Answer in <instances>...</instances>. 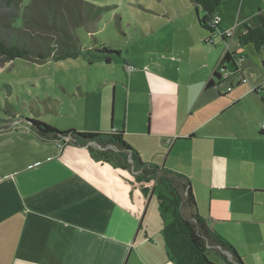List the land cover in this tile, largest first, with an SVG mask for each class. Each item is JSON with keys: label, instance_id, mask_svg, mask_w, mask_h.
<instances>
[{"label": "crops", "instance_id": "1", "mask_svg": "<svg viewBox=\"0 0 264 264\" xmlns=\"http://www.w3.org/2000/svg\"><path fill=\"white\" fill-rule=\"evenodd\" d=\"M262 2L257 9L264 8ZM191 7L183 15L185 29L193 39L205 40V53L194 57L192 64L198 67L188 79L180 65L174 69L155 58L148 61L145 92L151 123L162 129L170 148L178 142L188 145L186 172L209 227L232 242L244 264H264V75L242 60L235 36L246 23L256 25L257 11L242 19L239 15L232 25L220 8L221 21L208 45L211 33L200 26L201 13L192 1ZM229 29L233 35L224 39L221 32ZM227 52L239 58L240 71L230 81L206 88ZM166 54L184 62L183 53ZM225 67L235 69L232 62ZM243 77L248 81L239 82ZM46 87L50 89L36 92L33 99H56V84ZM33 109L36 117H25L26 107L6 106L0 117L13 125L0 129V264H175L167 254L160 215L148 212L152 194L137 191L134 171L93 158L86 146L40 139L25 118L65 129L59 118L42 119L44 113L56 117L63 112L48 101ZM211 252L224 261L223 251Z\"/></svg>", "mask_w": 264, "mask_h": 264}, {"label": "rangeland", "instance_id": "2", "mask_svg": "<svg viewBox=\"0 0 264 264\" xmlns=\"http://www.w3.org/2000/svg\"><path fill=\"white\" fill-rule=\"evenodd\" d=\"M84 1L98 11L93 13L86 9L84 14L89 18V22L75 28L82 45L84 47L95 44L106 45V47L120 50L122 55L114 56L111 63H106L104 59L90 63L88 56L84 54L78 59L65 61L49 60L37 63L17 58L0 64V117L5 115L6 106L20 107V109L26 107L25 117H36L33 107L39 104L44 105L46 101L55 102L63 115L54 117L44 113L42 119L54 121L59 118L65 128L60 130L105 131L110 130L111 125L115 128L125 127L126 141L140 152L144 162L164 165L189 175L185 166L186 162H190L191 157L188 145L178 142L170 148L161 134L162 129L156 128L155 122L151 123L149 99L145 92V69L148 68V61L155 58V62H163L174 69L180 65L186 79L194 78V68L197 69L198 66L197 64L194 66L192 62L196 63L194 59L196 54L205 53L206 43L199 38L193 39L195 37H192L185 29L186 19L183 15H187L188 7L193 11L191 1ZM258 3L263 2L262 0H223L220 8L226 9L228 20L234 25L239 15L242 19L243 15L255 14L258 11ZM239 30L240 27L235 36H239ZM207 44L211 43L207 42ZM238 50L242 51V60L247 62L255 74L264 75L263 60L257 59L258 53L253 46L239 44ZM172 52L176 55L183 53L184 62L179 64L171 60V55L166 53ZM261 52L263 54L258 56H264V49ZM188 57H193V60H190L191 63ZM227 70L229 73L234 72L231 68ZM238 75L241 76V74ZM246 75L248 79H251L248 71ZM46 83L56 84L52 93L56 99L51 97L46 100L33 99L36 92H46L50 89L46 87ZM62 83L66 87H62ZM32 84L39 86L33 87ZM223 84L225 85V82ZM80 85L82 90H80L81 87L79 88ZM12 91L18 95L21 94L22 99L17 100L11 94ZM179 108L176 107L174 110ZM173 112L172 116L175 117L176 112ZM186 113L184 111L183 115ZM12 126L10 123L9 127ZM134 173L136 174V171ZM137 185L134 186L137 187V191H140ZM151 194L148 212L159 216L157 190ZM185 209L187 211V208ZM227 240L232 243L229 239ZM210 257L217 264H225V260L223 261L221 256L214 252H211Z\"/></svg>", "mask_w": 264, "mask_h": 264}, {"label": "trees", "instance_id": "3", "mask_svg": "<svg viewBox=\"0 0 264 264\" xmlns=\"http://www.w3.org/2000/svg\"><path fill=\"white\" fill-rule=\"evenodd\" d=\"M191 1L194 8L200 11L198 22L211 33L208 39H212L209 42L213 44L212 36L218 27H210L209 22L219 12L223 0ZM86 9L93 13L98 11L84 0H0V64L17 58L37 63L65 61L84 54L90 63L98 59L110 63L114 56H121L120 50L105 45H82L75 28L89 22L84 14ZM256 19L254 26L245 24L238 43L241 46L251 45L260 52L264 49V8L258 9ZM229 62L237 67L239 58L235 53L227 52L220 69ZM220 78V72H215L206 88L221 82ZM25 120L32 123V129L42 140L86 146L93 158L124 170L136 171L135 181L146 197L157 190L167 254L175 264H217L210 257L213 248L224 252L222 255L226 264H244L234 246L212 230L200 214L191 178L165 166L144 162L140 152L126 141L124 128L62 131L40 119ZM10 122L0 118V129L10 128ZM225 252H230L233 259L230 260Z\"/></svg>", "mask_w": 264, "mask_h": 264}, {"label": "built area", "instance_id": "4", "mask_svg": "<svg viewBox=\"0 0 264 264\" xmlns=\"http://www.w3.org/2000/svg\"><path fill=\"white\" fill-rule=\"evenodd\" d=\"M220 21H221V16L217 13L214 15V17L212 18V20H210L209 22V26L210 27H214V26H217L220 24ZM221 35L225 36V37H231L233 35V30L229 29V30H226V31H223L221 32ZM209 40H212V39H208L207 42H209ZM234 72L233 73H229L228 70H226V67L223 68V69H220L219 67V72H220V79L221 80H228L230 81V79L235 76V72H238L240 71L239 70V66L237 65V67H234ZM247 78L246 77H243L239 82H247ZM233 83H230L228 86H227V90L230 91L233 87ZM132 161V160H131Z\"/></svg>", "mask_w": 264, "mask_h": 264}, {"label": "water", "instance_id": "5", "mask_svg": "<svg viewBox=\"0 0 264 264\" xmlns=\"http://www.w3.org/2000/svg\"><path fill=\"white\" fill-rule=\"evenodd\" d=\"M196 13L199 14L198 10H196ZM25 122H26L28 125L32 126V123H31L30 121L25 120ZM31 128H32V127H31Z\"/></svg>", "mask_w": 264, "mask_h": 264}, {"label": "bare ground", "instance_id": "6", "mask_svg": "<svg viewBox=\"0 0 264 264\" xmlns=\"http://www.w3.org/2000/svg\"><path fill=\"white\" fill-rule=\"evenodd\" d=\"M199 12V11H198ZM219 14V13H218ZM220 15V14H219Z\"/></svg>", "mask_w": 264, "mask_h": 264}]
</instances>
